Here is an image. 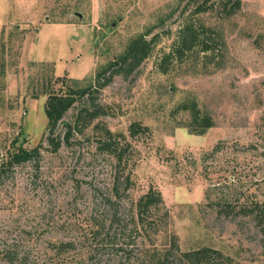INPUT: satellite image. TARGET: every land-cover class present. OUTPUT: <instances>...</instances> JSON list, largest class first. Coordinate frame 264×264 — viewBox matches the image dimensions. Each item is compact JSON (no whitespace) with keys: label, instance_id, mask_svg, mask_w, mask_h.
<instances>
[{"label":"rangeland","instance_id":"1","mask_svg":"<svg viewBox=\"0 0 264 264\" xmlns=\"http://www.w3.org/2000/svg\"><path fill=\"white\" fill-rule=\"evenodd\" d=\"M195 6L0 0V264H149L145 251L167 249L170 234L182 252L209 249L207 264L216 252L223 264H264V0H240L226 19L196 16L221 34L220 50L163 61ZM150 29L147 40L159 37L151 56L74 104L58 130L87 106L98 119L78 122L85 129L56 152L44 142L37 157L9 164L45 135L49 91L88 84ZM191 103L213 123L203 134L178 108ZM149 188L161 202L143 233L133 216Z\"/></svg>","mask_w":264,"mask_h":264},{"label":"trees","instance_id":"2","mask_svg":"<svg viewBox=\"0 0 264 264\" xmlns=\"http://www.w3.org/2000/svg\"><path fill=\"white\" fill-rule=\"evenodd\" d=\"M196 4L193 11L187 15L184 19L182 26L178 31V35L170 46L169 53L165 56L163 61L168 58H176L181 63L186 62L185 59L198 53H211L214 50H220L222 43V36L214 28L207 27L202 23V19L196 17L198 15L204 16L207 13L217 11V17L221 19L229 18L235 15L240 9V0H191ZM230 8L226 10L227 6ZM217 6V7H214ZM216 8V10H215ZM195 18V19H194ZM195 20V21H194ZM198 21V22H197ZM149 31L140 34L134 38H131L123 52L116 56L113 60L109 61L103 67H100L95 73L92 81L83 85L77 80L67 79L61 83L65 87V91H49L44 103V114L46 117L45 135L40 140V143L32 149H26L19 147L13 153H9V164L14 165L21 162H26L40 154L41 149L45 148L44 142L47 143L51 152H56L61 144L64 142L68 144L70 136L73 132L81 133L83 129L78 126V122H82L84 127L89 126L93 120L98 119V114L95 110L90 109L87 106L81 109L77 120L72 126L70 123L65 124V131L62 136V131L58 130L59 124L64 118L65 114L76 104L77 102H87L91 98V93L95 90L98 91L102 87L106 86L115 75L127 76L131 74L142 62L151 56L152 50L158 41V35H154L149 40L146 39L151 33ZM190 57L189 59H191ZM57 82H59L57 80ZM50 84V81H48ZM81 84V85H80ZM180 109H189L191 115V121L188 123V128L191 133L203 134L208 128L213 126L210 116L198 115L199 112L196 109V105L191 103L188 107L187 104L179 105ZM98 124L94 125V129L99 128ZM131 130H139L138 124L131 125ZM101 132L106 136L111 135V132L106 127L100 128ZM103 146H108L105 143ZM117 159L120 158L116 156ZM122 183H124V189L126 190L130 184L129 176H127ZM161 202L160 192L156 189L149 188L147 192L141 195L135 202L136 216H133L134 227L137 230H141L146 233L147 229L151 226H156L149 221V210L157 206ZM144 218L146 221H144ZM150 226V227H149ZM169 247L164 249L159 254H153L149 258V251H145L148 255L146 260H149V264H207L208 263V250L202 248L198 251L182 252L178 246V239L175 235H169ZM175 250V258L168 261L171 256V251ZM154 252V251H153ZM216 255L214 264H223L220 262L223 257L219 252L214 253ZM218 261L220 263H218Z\"/></svg>","mask_w":264,"mask_h":264}]
</instances>
